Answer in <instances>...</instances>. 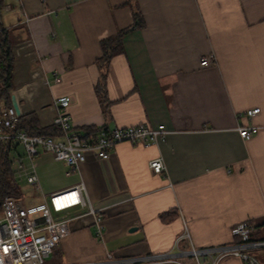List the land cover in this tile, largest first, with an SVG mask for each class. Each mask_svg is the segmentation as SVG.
<instances>
[{
    "label": "crops",
    "instance_id": "obj_1",
    "mask_svg": "<svg viewBox=\"0 0 264 264\" xmlns=\"http://www.w3.org/2000/svg\"><path fill=\"white\" fill-rule=\"evenodd\" d=\"M6 3L12 36L28 38L37 56L40 81L20 103L42 126L51 125L53 100L69 97L77 132L140 124L169 131L157 145L119 143L105 160L89 154L75 171L41 152L43 194L84 182L104 222L98 236L92 215L73 220L45 264H194L192 246L233 244L232 229L243 222L255 226L252 240L264 239V0ZM132 5L144 26L101 70V42L134 24ZM24 84L16 96H25ZM255 108L252 119L239 116ZM239 124L260 129L244 140ZM157 158L165 164L158 174L150 167ZM246 251L264 264V246ZM220 264L247 263L229 256Z\"/></svg>",
    "mask_w": 264,
    "mask_h": 264
},
{
    "label": "built area",
    "instance_id": "obj_2",
    "mask_svg": "<svg viewBox=\"0 0 264 264\" xmlns=\"http://www.w3.org/2000/svg\"><path fill=\"white\" fill-rule=\"evenodd\" d=\"M3 2L0 15L3 11L12 9L6 0ZM28 20L27 18L26 22ZM29 45L32 47L30 40ZM208 65L209 60L203 59L202 66ZM35 75L41 76L39 71ZM53 80L55 83L61 82L56 72L53 74ZM42 82L49 85L46 78H43ZM33 86L30 84L24 87L27 91L25 96H16L20 113H17L12 104L0 112V143L9 146L7 163L10 168V182L14 186L25 182L34 187L37 194H43L35 165L41 152L50 153L56 161L65 164L69 171H75L86 161L89 154L105 160L119 143L157 145L165 141L169 134L163 124L158 126L140 124L115 129L103 127L89 133L77 132L73 129L67 113L70 98L59 97L52 102L54 117L51 121V125L59 129L58 134L28 135L18 129L21 117L26 114L20 102L25 97L32 98ZM16 90L11 94H15ZM259 111V108H255L239 116L252 119ZM259 129L260 127L256 125L243 124H239L237 128L244 140L253 138ZM20 146L24 148L23 154L18 152ZM150 167L158 174L165 169V164L162 158H157L150 162ZM83 214L94 217L97 235L101 236L104 229L103 218L89 201L84 182L64 190L43 194L42 200L38 203H29L28 199L26 202L24 194L19 197L6 196L2 200L0 211V264H45L54 248L70 234L72 221ZM254 231L255 226L250 222L240 223L232 229V234L238 238L233 244L201 249L192 246L187 255L192 257L194 264H220L229 256L238 257L247 264H259L258 260L246 251L247 248L264 246V239H251ZM170 262L188 264L181 260Z\"/></svg>",
    "mask_w": 264,
    "mask_h": 264
},
{
    "label": "trees",
    "instance_id": "obj_3",
    "mask_svg": "<svg viewBox=\"0 0 264 264\" xmlns=\"http://www.w3.org/2000/svg\"><path fill=\"white\" fill-rule=\"evenodd\" d=\"M4 2L0 0V12L3 8ZM134 24L119 31L116 35L106 38L101 42L103 55L98 61V66L101 70H105L110 60L116 54L123 51V39L132 30L142 28L144 26L143 18L138 8L134 5ZM14 70L15 58L12 53V42L10 40V33L7 28H4L1 23L0 15V112L3 108L11 105L10 90L14 88ZM104 73L101 77H104ZM104 80L97 86L98 93H101ZM101 97V103L103 102ZM18 129L25 131L28 135H57L59 129L55 125L42 126L40 119L36 112L32 111L23 115L20 119ZM95 128H90L86 132H94ZM9 155V146L0 143V211L2 200L9 195L23 196L18 186H14L10 182V168L7 163ZM252 239V238H251ZM238 240V239H237Z\"/></svg>",
    "mask_w": 264,
    "mask_h": 264
},
{
    "label": "rangeland",
    "instance_id": "obj_4",
    "mask_svg": "<svg viewBox=\"0 0 264 264\" xmlns=\"http://www.w3.org/2000/svg\"><path fill=\"white\" fill-rule=\"evenodd\" d=\"M12 16L13 12H3L1 19L4 27L9 28L11 31L10 40L12 42V53L15 58L14 88L10 90V94L12 91L20 89L23 85H25L24 83L30 85L34 81H40V76L35 75L36 72H38L37 56L34 53L33 48L29 45V39L25 38L23 40H17L18 37L12 36L13 29L10 27L13 22ZM29 108L30 105H27V109ZM18 152L23 154L24 148L20 146ZM18 188L26 197V202L27 199L29 200V203H38L42 200L41 197L35 192L34 187L29 186L25 182L19 184Z\"/></svg>",
    "mask_w": 264,
    "mask_h": 264
},
{
    "label": "water",
    "instance_id": "obj_5",
    "mask_svg": "<svg viewBox=\"0 0 264 264\" xmlns=\"http://www.w3.org/2000/svg\"><path fill=\"white\" fill-rule=\"evenodd\" d=\"M10 99H11V104L13 105L17 113H20V107L16 95L11 94Z\"/></svg>",
    "mask_w": 264,
    "mask_h": 264
}]
</instances>
